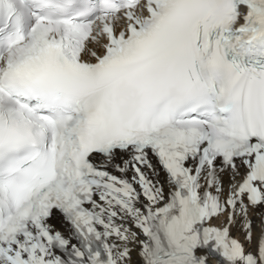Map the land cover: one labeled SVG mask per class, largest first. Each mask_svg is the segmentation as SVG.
<instances>
[{
    "label": "snow or ice",
    "instance_id": "snow-or-ice-1",
    "mask_svg": "<svg viewBox=\"0 0 264 264\" xmlns=\"http://www.w3.org/2000/svg\"><path fill=\"white\" fill-rule=\"evenodd\" d=\"M0 264H264V0H0Z\"/></svg>",
    "mask_w": 264,
    "mask_h": 264
}]
</instances>
